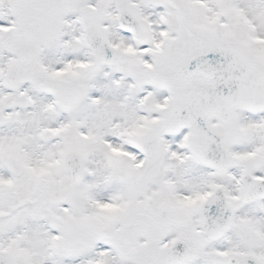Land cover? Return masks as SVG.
Segmentation results:
<instances>
[{"label": "snow or ice", "instance_id": "snow-or-ice-1", "mask_svg": "<svg viewBox=\"0 0 264 264\" xmlns=\"http://www.w3.org/2000/svg\"><path fill=\"white\" fill-rule=\"evenodd\" d=\"M0 264H264V0H0Z\"/></svg>", "mask_w": 264, "mask_h": 264}]
</instances>
